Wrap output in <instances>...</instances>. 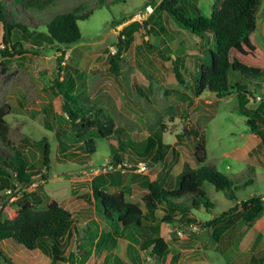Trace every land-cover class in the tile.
Wrapping results in <instances>:
<instances>
[{
  "label": "rangeland",
  "instance_id": "obj_1",
  "mask_svg": "<svg viewBox=\"0 0 264 264\" xmlns=\"http://www.w3.org/2000/svg\"><path fill=\"white\" fill-rule=\"evenodd\" d=\"M162 1L59 0L46 11L55 14L80 8L81 13L89 15L77 22L81 33L78 44L67 50L57 44H45L21 57H0V106L9 107L6 121L10 140L24 152L28 171L36 174L33 183L22 192L35 193L42 202L39 209L53 199L71 213V225L61 240V250L64 258L74 253L75 264H264V259L256 257L264 249V212L250 228L241 219V206L229 212L251 196H261L264 203V143L247 123L252 113L261 109L262 122L257 123L264 130V82L229 75L231 85L243 84L250 93L243 114L235 94L219 99L209 92L196 95L200 39L190 35L170 14L160 11L158 5ZM178 1L192 18L209 17L213 4L221 2ZM259 1L252 40L264 52V0ZM0 2L9 21L22 23L31 31L45 29L44 14L26 12L13 0ZM133 23H138V27L133 28ZM119 39L124 50L120 74L115 78L109 67ZM1 40L0 24V49ZM203 45L215 51L211 38L206 37ZM148 46L159 48L169 59L163 61ZM176 58L183 63V86L174 77L172 62ZM64 92L87 113L101 109L100 114L113 121L112 137L123 142V146L115 149L109 139L97 136L94 130L77 136L65 111L70 99ZM256 97H261V101L250 102ZM161 127L162 141L169 150L161 162L153 165L154 148L147 149L146 142ZM196 136L205 138L204 165L231 179L237 200L227 199L223 192L204 182L202 189L213 207L192 210L196 223L189 226L186 222L164 225L160 214H156L153 226L160 229L167 252L163 258L151 257V248L144 252V236L133 229L121 231L103 217L92 194L93 186L104 187L99 176L120 173L121 185H105L104 189L112 195L123 192L127 202L146 214L142 204L146 181H157L164 188L173 189L183 163H189L192 169L199 166L193 156ZM88 140L95 143L92 154L84 149ZM43 141L51 148L48 169L41 162ZM0 153L11 155L1 144ZM113 153L123 156L121 163L113 161ZM105 180L110 182L108 177ZM8 195V191H0V200ZM15 200L10 197L8 207L15 209ZM228 212L223 221L228 229L218 237L216 229L221 223L203 228L205 223ZM0 249L11 264H68L52 262L49 254L39 249L28 251L12 239L2 241ZM0 264L5 263L0 260Z\"/></svg>",
  "mask_w": 264,
  "mask_h": 264
},
{
  "label": "trees",
  "instance_id": "obj_2",
  "mask_svg": "<svg viewBox=\"0 0 264 264\" xmlns=\"http://www.w3.org/2000/svg\"><path fill=\"white\" fill-rule=\"evenodd\" d=\"M16 5L26 12L44 14L47 17L43 32L29 30L24 24L11 22L7 18L3 3L0 2V24L2 26V46L0 57L13 58L35 52V49L42 45H54L68 49L81 41V33L77 22L88 18V13H81L80 8L72 12L49 13L59 0H13ZM259 0H221L213 4L209 17L201 15L192 18L178 0H163L158 9L170 14L190 35L200 39L199 77L194 80L195 94L200 96L203 92L216 98L236 95L238 108L241 114L245 113L247 95L250 93L246 86L235 82L230 84L229 75L239 74L251 82H264V52H262L252 40L256 31L255 15L259 7ZM47 10V11H46ZM133 28L138 23L131 24ZM128 38H131L127 34ZM206 37L211 38L214 50H208L203 45ZM116 53L110 58L109 73L117 78L120 74V60L124 50L123 42L118 40ZM28 44V48H25ZM149 47V46H148ZM163 61L169 58L161 53L159 48L149 47ZM31 51V52H30ZM63 55V54H61ZM63 59V56H60ZM174 77L183 86L184 79L181 74L183 65L180 58L172 62ZM61 66V60L58 67ZM57 84L58 82L55 81ZM63 95L70 99L68 106H65L68 119L77 136L84 135L89 130H94L96 135L107 138L112 142L111 146L122 147L123 142L114 140V124L111 119L104 118L97 109V113H87L78 106L75 98L64 92ZM258 109L249 117L248 124L250 131L264 143V130L259 129L257 122H262ZM9 115L8 106H0V144L6 149L10 156H2L0 153V191H8V198L0 200V243L12 239L16 244L28 251L41 250L49 254L52 262H65L75 264L76 255L69 254L63 257L61 240L69 231L72 216L53 199L49 200L44 209H39L41 200L35 193L22 192L33 183L36 174L28 171L29 165L23 151L18 150L10 140V127L6 121ZM94 115V116H93ZM164 129L161 127L147 140V149L154 148L152 164L161 162L169 146L162 141ZM193 136V135H192ZM196 147L193 153L197 168L192 169L189 163L185 162L182 171L178 176L177 183L173 189L164 188L157 181H146V195L142 198V204L146 214L134 204L125 200L123 192L108 194L104 189L105 185L120 186L122 183L121 174L99 176L98 180H104V187L93 186V197L103 217L114 227L121 231L134 230L144 236V252L151 248V257L163 258L167 252V244L160 236V229L153 226L156 214H160V222L164 225L174 223L187 226L196 223L191 216L192 210L202 208L210 210L213 204L205 197L202 189L204 182L209 183L218 192H223L229 200H237L234 194V185L230 178L220 173L212 166H206L205 138L199 136L194 138ZM86 153L95 152V143L88 140L84 143ZM51 148L46 142H42L41 162L48 169L50 163ZM113 161L121 163L123 156L113 153ZM112 166H115L112 164ZM145 179V178H142ZM251 183V182H250ZM10 197L16 198L15 209L8 207ZM261 196H251L240 204L235 205L229 212L236 211L241 206L240 215L247 228H250L254 220L264 212V203ZM228 213L220 214L216 219L205 223L203 228L213 224L221 223L216 229V236L228 229V224H223ZM178 215V219L175 216ZM228 221V220H225ZM48 244V247L45 244ZM256 257L264 259V249ZM0 260L5 264L11 262L4 257L0 249Z\"/></svg>",
  "mask_w": 264,
  "mask_h": 264
},
{
  "label": "built area",
  "instance_id": "obj_3",
  "mask_svg": "<svg viewBox=\"0 0 264 264\" xmlns=\"http://www.w3.org/2000/svg\"><path fill=\"white\" fill-rule=\"evenodd\" d=\"M140 20L145 21V19H140ZM147 29H149V26L147 27ZM254 101H261V97H256V98L250 99V102H254Z\"/></svg>",
  "mask_w": 264,
  "mask_h": 264
}]
</instances>
